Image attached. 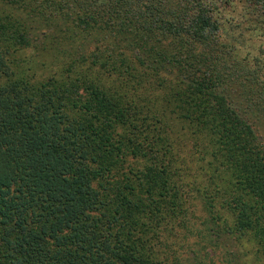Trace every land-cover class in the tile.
Segmentation results:
<instances>
[{"label":"trees","instance_id":"1","mask_svg":"<svg viewBox=\"0 0 264 264\" xmlns=\"http://www.w3.org/2000/svg\"><path fill=\"white\" fill-rule=\"evenodd\" d=\"M259 22L264 0H0V264H201L155 247L190 199L264 259Z\"/></svg>","mask_w":264,"mask_h":264},{"label":"rangeland","instance_id":"2","mask_svg":"<svg viewBox=\"0 0 264 264\" xmlns=\"http://www.w3.org/2000/svg\"><path fill=\"white\" fill-rule=\"evenodd\" d=\"M255 25L256 32L253 33L254 35L245 36L248 41H246V45L241 46L240 50L241 52L249 50L253 55L260 54L259 61L264 67V26L260 22ZM29 52V50L26 51V53ZM251 61L252 57L251 59L249 57L247 67L251 70L250 75H253L255 72L252 68L257 66L253 64L255 63L254 60L253 63ZM52 66L47 65L39 68L37 74L42 76L53 73ZM254 89H256V86H254ZM176 126L179 127V123ZM255 127L258 136L264 141V119ZM187 147L188 145L181 152L185 153ZM190 166L191 168L194 167L192 164ZM186 215L187 228L175 226L172 229L166 228L160 232V241L155 247L158 252H162L165 258L175 255L182 261L183 259H190L193 263L195 258L198 260L197 253L199 252L201 254V264H264V259L258 255L251 242L230 235L216 236L213 228L208 229L211 223L206 222V218L195 200L190 199ZM223 215L229 220L225 214Z\"/></svg>","mask_w":264,"mask_h":264}]
</instances>
